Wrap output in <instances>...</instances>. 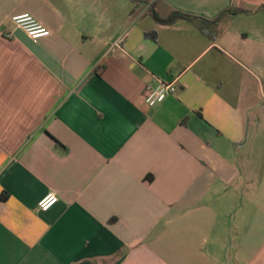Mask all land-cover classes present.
Segmentation results:
<instances>
[{
    "label": "crops",
    "instance_id": "0c3cea01",
    "mask_svg": "<svg viewBox=\"0 0 264 264\" xmlns=\"http://www.w3.org/2000/svg\"><path fill=\"white\" fill-rule=\"evenodd\" d=\"M262 6L0 0V264H264Z\"/></svg>",
    "mask_w": 264,
    "mask_h": 264
},
{
    "label": "built area",
    "instance_id": "2783aa9c",
    "mask_svg": "<svg viewBox=\"0 0 264 264\" xmlns=\"http://www.w3.org/2000/svg\"><path fill=\"white\" fill-rule=\"evenodd\" d=\"M10 21L19 29L23 30L25 34L36 42L40 38H45L50 35L48 29L43 27L30 14L15 15L10 18ZM177 90V82H157L156 84L147 85L143 94L142 100L148 107H154L166 100L170 95H173ZM58 202V198L54 193L47 194L38 203L40 210H48Z\"/></svg>",
    "mask_w": 264,
    "mask_h": 264
},
{
    "label": "trees",
    "instance_id": "16d2710c",
    "mask_svg": "<svg viewBox=\"0 0 264 264\" xmlns=\"http://www.w3.org/2000/svg\"><path fill=\"white\" fill-rule=\"evenodd\" d=\"M131 1L135 3L137 2V0H131ZM261 9H264V6H262ZM250 13H252V11H245L242 9H229L222 12L219 15V17H217L214 20H206L200 17L191 16V15L183 14L178 11L170 10V12L166 15L165 18H159L156 14H153V17L158 23H162V24H174L177 21H186L192 24L200 31L208 32L214 30L215 27L218 25V23L226 16L250 14Z\"/></svg>",
    "mask_w": 264,
    "mask_h": 264
}]
</instances>
